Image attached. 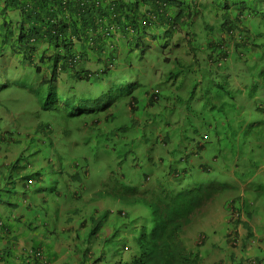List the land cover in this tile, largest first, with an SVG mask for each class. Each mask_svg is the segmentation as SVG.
<instances>
[{"label": "clouds", "instance_id": "obj_1", "mask_svg": "<svg viewBox=\"0 0 264 264\" xmlns=\"http://www.w3.org/2000/svg\"><path fill=\"white\" fill-rule=\"evenodd\" d=\"M55 2L90 10L97 29L115 9L112 0ZM211 5V0H199L194 11L207 14ZM8 13L17 18L16 12ZM150 20L151 29L160 23ZM34 23L45 27L51 22L42 15ZM119 35L108 28L95 38L70 35L55 52L45 53L47 65L41 64L33 44L20 41L1 50L0 39V120L5 122V136L0 127V264H171L181 246L196 258L195 264H264V83L256 86L252 73L231 71L224 48L202 51L216 63L206 89L187 104L178 90L189 78L178 77V88H171L173 95L157 110L161 115L153 117L149 110H139L141 99L160 96L162 86L169 92L170 85L150 72L140 51L130 53V43H120ZM101 36L108 38L100 60L119 50V60L131 58L141 76L128 81L97 76L100 68L90 63L98 60L88 58L81 40ZM146 38L158 52L154 39ZM254 47L253 61L264 67V41ZM30 61L38 66L37 75L25 72ZM227 73L237 77L226 81L222 76ZM25 79L41 84L45 99L36 98L39 107L32 117L16 119L1 100L27 92L20 87ZM249 87L255 90L249 92ZM209 90L215 104L199 106L212 94ZM227 92L239 108L232 120L223 110ZM249 104L251 109L243 111ZM213 109L223 114L222 122L210 116ZM189 111L194 113L191 126L181 130L178 120ZM124 126L126 137L118 130ZM212 136L218 151L206 148ZM70 137L85 151L70 148L67 158L62 147ZM121 141L128 142L129 165L141 162L134 188L127 184L130 174L122 171L126 159L118 157ZM99 159L104 162L95 165ZM166 188L176 207L148 203L152 193ZM78 241L85 246L80 254Z\"/></svg>", "mask_w": 264, "mask_h": 264}, {"label": "trees", "instance_id": "obj_2", "mask_svg": "<svg viewBox=\"0 0 264 264\" xmlns=\"http://www.w3.org/2000/svg\"><path fill=\"white\" fill-rule=\"evenodd\" d=\"M198 1L112 0L115 6L114 13L108 23L97 29L93 24V12L90 10L83 12L74 6L67 9L58 7L55 0H2L0 39L4 45L1 50L8 49L9 44L13 46L20 41L31 43L41 64L47 65L45 53L55 52L60 42L69 38L68 36L95 38L103 29L117 30L120 32L119 42L128 40L131 46L130 53L134 52V48L140 51L139 59L143 55L151 64V68L148 67L150 72H153L161 83L170 85V91L163 97L151 94L148 99H141L139 110L147 109L153 117L161 115L157 110H161L163 101L169 99V95H173L171 88H178V77H188L192 81L189 84L185 103L192 104L197 101L199 80H204L207 85L214 73L212 65L216 68V63L207 55L201 54L202 51H210L217 47L224 48L230 58L229 69L239 73L241 70L252 73V81L256 86H261L264 83V67L259 66L252 59L257 51L254 45L264 41V0H211L212 11L207 14L194 11L197 10ZM8 12H16L17 18L13 20ZM42 15L51 23L45 27H36L34 21L40 20ZM78 15H85L87 18L82 20L77 17ZM151 17L156 19V24L160 22L152 29L149 22ZM144 20L148 22L147 26L142 25ZM132 33L137 35L133 36ZM147 36L154 39L160 48L158 52L152 50ZM107 38L108 36H101L95 40H81L88 58L98 60L90 63V66L97 65L100 68L101 71L97 76L102 73L106 81L113 79L128 81L129 78L141 76L142 71L131 65V58L126 56L123 63L119 60L123 56V53H118L119 50L100 60L101 46ZM221 48L219 52L225 53ZM182 60L185 61L184 69H182ZM50 62H54V59ZM24 70L33 75L39 72L34 61L25 65ZM96 73L92 76L95 77ZM222 77L228 81L234 80L237 75L227 73ZM20 87L44 103L41 84H27L25 79ZM248 90L252 92L255 88L249 87ZM45 103L47 104L46 101ZM126 128V126L122 129L118 128L121 130V136L126 137ZM127 148V141L119 142L117 147L120 150L119 159H125L129 153ZM168 193L167 188L152 193L151 199H147L148 203L154 201L155 204L160 205V208L176 207L174 196ZM211 195L215 196L216 192ZM195 259L184 246H181L178 249L177 260H172L171 264H195L197 262Z\"/></svg>", "mask_w": 264, "mask_h": 264}, {"label": "rangeland", "instance_id": "obj_3", "mask_svg": "<svg viewBox=\"0 0 264 264\" xmlns=\"http://www.w3.org/2000/svg\"><path fill=\"white\" fill-rule=\"evenodd\" d=\"M229 61H228V67H229ZM189 83H190L189 80H186V82L184 83L182 88L180 90H178V96L180 98H185L188 96V89L190 87ZM197 89L201 90V91L205 90L206 89V82L202 79L199 80V83L197 84ZM167 92H168V89L166 87L162 86L160 89V93H161L160 96L161 97L165 96L167 94ZM209 93H212V94L209 95L207 98L201 100L198 103L199 106H201L205 102H207L208 105H214L215 104L216 97L214 95V91L209 90ZM225 94H226V98H225L224 103H223V108H224L223 110L227 112V115L232 120V117H230V116L233 113H237L239 111V108L234 103L232 95H230V93H228V92ZM14 102H15V104L11 105V103H14ZM1 105L6 111L12 110L13 115L16 119H18L19 117H24V116L27 118L32 117L34 115V113L38 110V107H39V103H38L36 97L33 96L32 94L24 92L22 90H19L13 94L4 96L1 100ZM250 109H251V107L249 104L248 108L243 110V111L248 112ZM209 114L213 118L222 122L221 119L223 117V114L221 112H219L217 109H213ZM193 116H194V113L190 112V111L183 113L178 120L177 127L179 126V128L181 130H185V129L189 128L191 126V120H192ZM9 123L10 124L13 123V120L9 119ZM0 127H1V135L5 136V133H4L5 122L3 120H0ZM9 131H11V130H9ZM83 135L84 134L79 133V134H77V138L79 140H81V139L83 140ZM0 138H1V136H0ZM76 142L77 141L71 139V137L66 140L65 144L62 147V153L64 154V156H66L67 158L69 157L70 148H73V151L78 153V154H82L85 151L84 147H75ZM1 143H3V141ZM40 147L42 148L43 146L41 145ZM206 148L208 151H213L214 149L216 151H218L219 144L215 140L214 136H212L211 141L206 143ZM125 159H126V162L122 166V171H124L127 174H130L127 178V184L129 187L134 188L137 186L138 179L142 174L141 162L136 160L135 163H137V164L133 168L129 165L130 154H127ZM103 162H104L103 159H99L96 161L95 165L102 164ZM102 174H104V173H102ZM81 240H83V238H81ZM75 246H76V250H77L78 254L82 253L85 249V246L82 244L81 241L76 242ZM66 260L68 262H70L71 256L67 255Z\"/></svg>", "mask_w": 264, "mask_h": 264}]
</instances>
